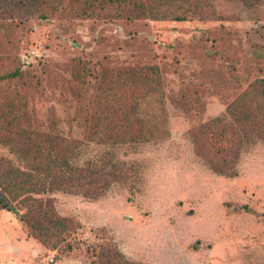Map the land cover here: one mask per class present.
Segmentation results:
<instances>
[{
	"label": "rangeland",
	"instance_id": "1",
	"mask_svg": "<svg viewBox=\"0 0 264 264\" xmlns=\"http://www.w3.org/2000/svg\"><path fill=\"white\" fill-rule=\"evenodd\" d=\"M190 1L197 14L181 21L101 15L17 21L0 49L2 69L22 68L39 82L29 99L37 119L82 143V165L112 162L125 178L98 199L52 193L56 212L80 225L70 232L79 242L72 250L68 242L25 244L18 221L1 212L0 264H92L88 249L110 242L142 264H264V143L242 154L237 176L226 177L196 153L190 133L264 80V0ZM75 61L92 68L78 98L67 82ZM101 64L161 71L164 96L144 100L129 115L144 125L137 141L89 137V112L80 102L89 107L98 93Z\"/></svg>",
	"mask_w": 264,
	"mask_h": 264
},
{
	"label": "trees",
	"instance_id": "2",
	"mask_svg": "<svg viewBox=\"0 0 264 264\" xmlns=\"http://www.w3.org/2000/svg\"><path fill=\"white\" fill-rule=\"evenodd\" d=\"M191 2L0 0V49L10 44L8 38L13 35L10 32L21 20H47L60 15L96 18L101 15L110 19L181 21L197 14L190 11ZM99 66L94 75L98 93L89 107L80 102L81 107L89 112L86 119L89 137L104 133L106 139L115 145L131 139L139 140L146 133L142 130L144 125L139 118L132 119L129 115L138 113L144 100L150 102L157 95L164 96V92L158 89L161 85L159 67ZM91 70L88 64L80 61L69 66L68 71L74 79L67 82L72 83L77 98L84 93L80 87L87 85L86 78L92 74ZM29 76L30 72L27 75L22 68L8 71L0 66V213L7 212L16 219L28 238L53 248L68 242L66 249L72 250L79 242L76 239L71 242L74 237L70 232L80 225L56 212L52 193L98 199L112 181L125 177L121 167L112 162L110 167H85L80 163V141L51 125L49 130L43 128L29 101L33 92L38 90L39 82L35 84L33 77ZM129 97L131 104H127ZM154 130L148 133H154ZM190 133H194L196 153L204 157L215 173L237 176L242 154L257 143H264V80L243 91L222 115L191 129ZM88 251L94 258L92 264H142L131 261L113 242L98 243Z\"/></svg>",
	"mask_w": 264,
	"mask_h": 264
},
{
	"label": "crops",
	"instance_id": "3",
	"mask_svg": "<svg viewBox=\"0 0 264 264\" xmlns=\"http://www.w3.org/2000/svg\"><path fill=\"white\" fill-rule=\"evenodd\" d=\"M22 234H23V236H25V238L23 239V242L25 243V244H28L30 241H35L34 239H30V238H28L23 232H22Z\"/></svg>",
	"mask_w": 264,
	"mask_h": 264
}]
</instances>
